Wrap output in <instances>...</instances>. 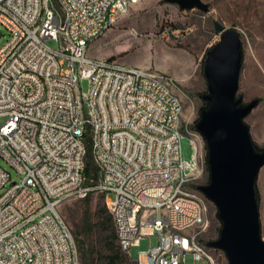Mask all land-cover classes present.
<instances>
[{
  "label": "built area",
  "instance_id": "built-area-1",
  "mask_svg": "<svg viewBox=\"0 0 264 264\" xmlns=\"http://www.w3.org/2000/svg\"><path fill=\"white\" fill-rule=\"evenodd\" d=\"M141 1L0 0L9 34L0 46V158L20 175L0 165V264H79L57 206L92 192L105 194L121 250L148 238L136 264H185L186 252L227 264L197 237L206 203L189 184L202 164L192 132L190 158L182 154L173 77L88 54Z\"/></svg>",
  "mask_w": 264,
  "mask_h": 264
},
{
  "label": "rangeland",
  "instance_id": "rangeland-1",
  "mask_svg": "<svg viewBox=\"0 0 264 264\" xmlns=\"http://www.w3.org/2000/svg\"><path fill=\"white\" fill-rule=\"evenodd\" d=\"M207 10L197 8L181 9L176 3L167 0H142L132 4L116 22L100 37L90 43L88 54L95 57H112L121 62L138 65L141 68L169 74L173 77L175 93L182 103L181 150L186 159L190 158L192 148L186 131L192 132L200 151L202 170L189 184V188L200 192L198 185L207 181L206 146L203 137L195 130L199 110L204 106L206 80L203 73L206 51L215 43L219 35L213 30L212 20L232 29L240 43L239 66L236 77L234 98L238 103L253 99L257 102L243 116L250 141L257 151L264 147V0H202ZM0 46L9 38L8 32L0 27ZM55 45L53 40H48ZM84 91L88 89L87 80L80 82ZM0 165L8 170L12 180L20 175L2 158ZM257 201L259 234L264 237V164L256 173L254 182ZM1 193V191H0ZM205 197V196H204ZM100 192H92L88 200L71 197L62 201L58 212L70 229L76 245L79 264H83L75 236L85 244V264H109L106 253L110 243V228L102 220L99 207L105 202ZM207 225L198 235L205 245L217 236L220 222L216 207L205 197ZM91 215L89 227L86 215ZM191 229L187 228L188 234ZM116 242V241H115ZM147 237L130 247L129 257L121 251L115 264H135L138 252L148 247ZM150 244H157V236L152 235ZM201 260L192 258L186 252L185 264H200Z\"/></svg>",
  "mask_w": 264,
  "mask_h": 264
},
{
  "label": "water",
  "instance_id": "water-1",
  "mask_svg": "<svg viewBox=\"0 0 264 264\" xmlns=\"http://www.w3.org/2000/svg\"><path fill=\"white\" fill-rule=\"evenodd\" d=\"M181 9L207 10L202 0H167ZM218 40L206 51L203 73L207 103L199 110L195 130L206 146L207 181L197 186L216 207L217 236L207 246L224 251L227 264H264V237L259 234L254 182L264 164V147L250 141L243 116L257 102L234 98L240 43L232 29L213 19Z\"/></svg>",
  "mask_w": 264,
  "mask_h": 264
},
{
  "label": "trees",
  "instance_id": "trees-1",
  "mask_svg": "<svg viewBox=\"0 0 264 264\" xmlns=\"http://www.w3.org/2000/svg\"><path fill=\"white\" fill-rule=\"evenodd\" d=\"M204 103L206 104V101H204ZM87 164H88V166H86V168H85L86 173L89 172V166H90V160L89 159H88ZM100 193H102V192H100ZM102 195L105 197L104 193H102ZM84 199L88 200V196H86ZM99 211L102 214V220H103L102 223H104L108 228H110V232H109V234H110V237H109L110 246H109L108 252L106 253V262L109 264H115L117 262V260L120 258L121 251H123V250H121V248L118 244V241H117L116 228H115L113 216H112V213L110 212V210L107 207L105 202L99 207ZM85 218H86V226H88L89 230H90L91 229V226H90L91 215L87 213ZM75 239H76L77 247H78L80 254H81V258L83 257V259H84L83 264H85L86 263L85 244L80 237L75 236ZM135 264H136V262H135Z\"/></svg>",
  "mask_w": 264,
  "mask_h": 264
}]
</instances>
